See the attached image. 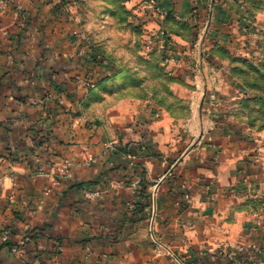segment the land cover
Instances as JSON below:
<instances>
[{"label":"crops","instance_id":"obj_1","mask_svg":"<svg viewBox=\"0 0 264 264\" xmlns=\"http://www.w3.org/2000/svg\"><path fill=\"white\" fill-rule=\"evenodd\" d=\"M11 1L13 6L0 14V228L11 233L12 242L32 226L41 236L26 245L22 256L12 255L0 242V264H264L263 140L230 117L233 98L227 91L214 93L208 85L201 92L204 83L198 76L207 70L202 64L192 68L195 60L181 59L178 66L180 78L195 91L186 98L190 116L155 108L124 119L109 114L97 139L79 145L68 144V132L57 122L51 151L71 164L70 172H60L59 159L50 166V178L30 172L28 164L35 158L25 160L33 147L29 126L18 129L10 123L19 115L27 116L29 124L39 120L40 108L18 104L29 92H23L22 76L38 65L43 68L37 59L52 53L22 45L23 17L16 5L21 3L27 14L33 11L28 23L35 30L50 16L43 10L57 7L59 0ZM152 1L170 23L208 28L206 34L194 29L192 40H224L237 24L251 23L250 0ZM156 18L149 11L144 18L150 31L159 29ZM151 35L163 40L161 32ZM171 49L183 55L182 49ZM203 51L187 53L200 59ZM83 102L71 105L83 109ZM77 118L83 124L93 121L86 114ZM110 145L120 149L112 153ZM139 176L141 193L128 183ZM105 179L114 189L87 199L82 189ZM47 184L54 191L39 206L38 195ZM186 194L193 199L190 206ZM32 201L38 206L30 217L25 206ZM151 229L166 252H154ZM59 243L64 251L55 255Z\"/></svg>","mask_w":264,"mask_h":264},{"label":"rangeland","instance_id":"obj_2","mask_svg":"<svg viewBox=\"0 0 264 264\" xmlns=\"http://www.w3.org/2000/svg\"><path fill=\"white\" fill-rule=\"evenodd\" d=\"M9 1L10 6L14 4ZM142 5L143 10L140 9ZM150 6L151 0H59L57 7L43 10L50 16L46 17L42 28L34 30L28 23L33 11L28 10L27 14L21 3L16 5L23 17L22 45L36 46L42 54L55 52L57 57L54 61L52 54L44 55L42 60L37 59L39 64L44 63L43 68L38 65L33 73L28 71L22 76L27 84L22 86L23 92L25 89L29 92H25L18 104L20 108H40L39 120L29 124L27 116L19 115L10 123V127L18 129L29 126L28 139L33 147L25 160L29 162V157L35 158L28 164L33 175L50 178L55 159L60 160L62 174L70 172L71 164L51 151L57 122L70 135L66 137L68 144L79 145L83 139H97L98 128L109 114L124 119L133 114H146L155 108L158 112L174 109L190 116L192 108L186 98L195 96V91L180 78L181 59L195 60L196 66L192 64V68L201 64L206 67V74L198 76L200 84L204 83L201 92L205 94L208 85L214 93L227 91V97L233 98L230 117L259 135L264 145V0H250L246 6L251 15L250 24H237L230 29L229 38L208 41L206 36L202 41L191 39L194 29L206 34L208 28L204 25L170 23L166 17H157L154 21L159 29L150 31L144 21ZM6 10L0 9V14ZM154 32H161L165 42L152 36ZM174 47L182 49L183 55H174L171 49ZM196 48L205 49L200 59L187 53ZM68 100L80 104L84 101L83 109L71 105ZM83 114L93 121L79 123L77 117L80 119ZM72 119L76 121L71 122ZM107 147L112 153L120 149L112 145ZM130 160L135 161L134 158ZM137 179L142 183L140 176L128 183L140 193L142 184L137 189L132 185ZM95 183L97 188L82 189L87 199H98L104 191L114 189L109 179ZM53 191L50 184L44 186L37 198L39 206ZM91 193L95 195L89 196ZM32 202H26L25 206L30 217L35 215L38 206V202ZM28 232L12 242L11 233L0 228V242L12 255L22 256L26 245L41 236L33 226ZM150 234L156 246L154 252H166L153 229ZM154 239L159 241L160 248ZM63 251L62 244H57L55 255Z\"/></svg>","mask_w":264,"mask_h":264},{"label":"built area","instance_id":"obj_3","mask_svg":"<svg viewBox=\"0 0 264 264\" xmlns=\"http://www.w3.org/2000/svg\"><path fill=\"white\" fill-rule=\"evenodd\" d=\"M11 2L9 0H0V9L2 10H6L9 6H10ZM148 11L154 16H157V17H161L162 19H164L165 17V13L164 11L162 10V8H160V6H158V4L155 2V1H152L151 0V6L149 7ZM132 158L135 159V157L133 156ZM141 183V179H137L135 180L134 182H132V185L134 188H138L139 184ZM89 196H93L95 194L92 195L91 194H88ZM184 201H185V204H192L193 203V199L192 197L189 195V194H186L184 196ZM154 242L160 247V243L157 239H154Z\"/></svg>","mask_w":264,"mask_h":264},{"label":"trees","instance_id":"obj_4","mask_svg":"<svg viewBox=\"0 0 264 264\" xmlns=\"http://www.w3.org/2000/svg\"><path fill=\"white\" fill-rule=\"evenodd\" d=\"M172 110H174V109H171L170 111H172ZM181 114H184V113H181ZM141 184H142V186H143V181H142V183H141ZM141 192H143V191H141ZM141 192H140V193H141Z\"/></svg>","mask_w":264,"mask_h":264}]
</instances>
